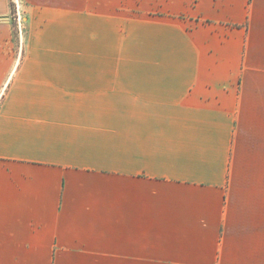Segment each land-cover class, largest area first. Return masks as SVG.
Here are the masks:
<instances>
[{"label":"crops","instance_id":"obj_1","mask_svg":"<svg viewBox=\"0 0 264 264\" xmlns=\"http://www.w3.org/2000/svg\"><path fill=\"white\" fill-rule=\"evenodd\" d=\"M0 0V264H264V0Z\"/></svg>","mask_w":264,"mask_h":264},{"label":"rangeland","instance_id":"obj_2","mask_svg":"<svg viewBox=\"0 0 264 264\" xmlns=\"http://www.w3.org/2000/svg\"><path fill=\"white\" fill-rule=\"evenodd\" d=\"M10 4L12 8L13 17L19 23L22 20L21 14L19 12L21 0H10Z\"/></svg>","mask_w":264,"mask_h":264}]
</instances>
